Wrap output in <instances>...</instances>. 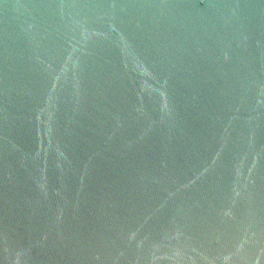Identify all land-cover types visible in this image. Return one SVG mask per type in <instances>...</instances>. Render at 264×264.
Listing matches in <instances>:
<instances>
[{
	"label": "water",
	"instance_id": "water-1",
	"mask_svg": "<svg viewBox=\"0 0 264 264\" xmlns=\"http://www.w3.org/2000/svg\"><path fill=\"white\" fill-rule=\"evenodd\" d=\"M0 264H264V0H0Z\"/></svg>",
	"mask_w": 264,
	"mask_h": 264
}]
</instances>
